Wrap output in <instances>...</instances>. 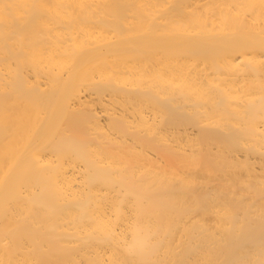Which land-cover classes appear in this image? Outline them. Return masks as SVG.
I'll use <instances>...</instances> for the list:
<instances>
[{
    "label": "bare ground",
    "instance_id": "obj_1",
    "mask_svg": "<svg viewBox=\"0 0 264 264\" xmlns=\"http://www.w3.org/2000/svg\"><path fill=\"white\" fill-rule=\"evenodd\" d=\"M0 264H264V0H0Z\"/></svg>",
    "mask_w": 264,
    "mask_h": 264
}]
</instances>
